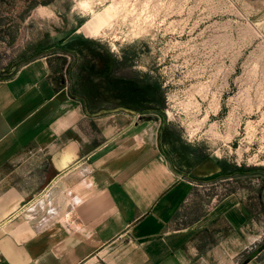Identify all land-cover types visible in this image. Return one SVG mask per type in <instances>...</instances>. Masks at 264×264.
<instances>
[{
  "label": "crops",
  "instance_id": "1",
  "mask_svg": "<svg viewBox=\"0 0 264 264\" xmlns=\"http://www.w3.org/2000/svg\"><path fill=\"white\" fill-rule=\"evenodd\" d=\"M54 76L39 57L0 82V264H253L232 195L178 223L194 185L162 119L89 109Z\"/></svg>",
  "mask_w": 264,
  "mask_h": 264
},
{
  "label": "rangeland",
  "instance_id": "2",
  "mask_svg": "<svg viewBox=\"0 0 264 264\" xmlns=\"http://www.w3.org/2000/svg\"><path fill=\"white\" fill-rule=\"evenodd\" d=\"M76 39L88 43L71 50ZM39 57L73 94L106 58L117 77L159 83V110L141 111L162 119L164 149L193 180L178 223L232 195L247 215L241 257L264 264V0H0V82ZM99 107L116 108L104 93Z\"/></svg>",
  "mask_w": 264,
  "mask_h": 264
},
{
  "label": "trees",
  "instance_id": "3",
  "mask_svg": "<svg viewBox=\"0 0 264 264\" xmlns=\"http://www.w3.org/2000/svg\"><path fill=\"white\" fill-rule=\"evenodd\" d=\"M87 43L88 41L84 39H76L69 41L67 46L74 50L78 45ZM79 51L81 52L82 50L79 49ZM102 62V67L98 69L92 68V72L94 71L100 81H95L92 77H80V83L75 90V94L83 99L89 109H95V96L104 93L107 95L108 100L114 104V107H124L135 111L144 109L159 110L160 106L158 104L162 103L159 83L155 81L149 82L147 78L139 81L132 78L117 77L113 74V70L117 66L115 59L106 58ZM96 109L108 108L99 107ZM166 135L169 136V132L164 129V139ZM217 175H212V177Z\"/></svg>",
  "mask_w": 264,
  "mask_h": 264
},
{
  "label": "bare ground",
  "instance_id": "4",
  "mask_svg": "<svg viewBox=\"0 0 264 264\" xmlns=\"http://www.w3.org/2000/svg\"><path fill=\"white\" fill-rule=\"evenodd\" d=\"M132 4V3H131ZM87 6V5H86ZM132 6H134V5H132ZM154 6V5H153ZM114 8V10H115V7H114V5L112 4V5H109V9L107 10V12L108 13H110L109 12V10L111 11V9H113ZM136 8V7H135ZM120 10V9H119ZM134 10V9H133ZM132 10V11H133ZM131 13V12H130ZM138 16V15H137ZM102 19V17H99V16H96L95 17V20L94 19H92V20H89V21H87V22H85L84 24H83V28H84V30L87 32V33H90V34H92V35H94L97 31H98V29H99V27H100V25H101V20ZM108 23H110V22H108Z\"/></svg>",
  "mask_w": 264,
  "mask_h": 264
},
{
  "label": "built area",
  "instance_id": "5",
  "mask_svg": "<svg viewBox=\"0 0 264 264\" xmlns=\"http://www.w3.org/2000/svg\"><path fill=\"white\" fill-rule=\"evenodd\" d=\"M137 117H140V114H137ZM3 259V254H2V251L0 249V261Z\"/></svg>",
  "mask_w": 264,
  "mask_h": 264
},
{
  "label": "water",
  "instance_id": "6",
  "mask_svg": "<svg viewBox=\"0 0 264 264\" xmlns=\"http://www.w3.org/2000/svg\"><path fill=\"white\" fill-rule=\"evenodd\" d=\"M155 129H156V125H154L153 129H152V137H154V133H155Z\"/></svg>",
  "mask_w": 264,
  "mask_h": 264
}]
</instances>
